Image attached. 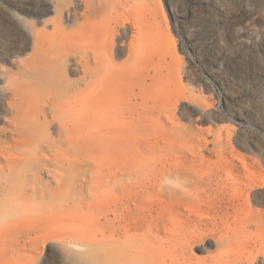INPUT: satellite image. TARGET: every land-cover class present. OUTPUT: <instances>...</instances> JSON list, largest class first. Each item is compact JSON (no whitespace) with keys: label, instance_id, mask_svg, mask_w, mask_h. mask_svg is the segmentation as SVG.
Instances as JSON below:
<instances>
[{"label":"rangeland","instance_id":"rangeland-1","mask_svg":"<svg viewBox=\"0 0 264 264\" xmlns=\"http://www.w3.org/2000/svg\"><path fill=\"white\" fill-rule=\"evenodd\" d=\"M55 3L0 0V111L5 79L23 80L33 32ZM107 9L118 30L144 23L143 54L113 51L114 121L85 125L78 152L54 154L47 205L0 191V264H264V0H107ZM76 56L71 83L83 76ZM163 164L188 171L185 203L164 207L144 191ZM210 179L213 189H200Z\"/></svg>","mask_w":264,"mask_h":264},{"label":"bare ground","instance_id":"bare-ground-1","mask_svg":"<svg viewBox=\"0 0 264 264\" xmlns=\"http://www.w3.org/2000/svg\"><path fill=\"white\" fill-rule=\"evenodd\" d=\"M56 2L51 17L42 20L44 28L33 32L34 52L25 62V69L22 68L26 71L23 80L4 81L6 87L3 88L9 89L10 95L6 97L7 108L0 111V121L6 123L0 127V191L18 195L19 203L28 198L27 191L28 196H39V202L47 205L50 195L47 165L54 154L69 149L78 152L85 125H112L113 51L123 50L122 55L129 54L135 62L143 54L144 23L141 20L132 22V33L124 24H121L122 30L111 26L107 0ZM45 11L44 14L52 12V6L47 5ZM48 23L52 24V31L46 30ZM170 38L174 43L171 35ZM70 53L77 54L76 60L83 72V76L72 83L67 78ZM36 72L42 73L38 84L29 87V79ZM140 73L144 78V71ZM43 80L53 84L49 93L45 92L47 89L42 90L44 86L40 82ZM82 84L86 88H81ZM168 100L171 102V96ZM122 125L121 128L126 126ZM182 167L163 164L162 176L144 182V191H155L164 207L185 203L182 182L186 180L188 184L190 179L188 171ZM194 184H198V180ZM216 184L212 179L203 181L200 189L212 190ZM185 219L186 223L191 220L188 215ZM211 223L203 220L201 225L208 229Z\"/></svg>","mask_w":264,"mask_h":264}]
</instances>
